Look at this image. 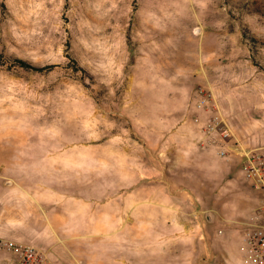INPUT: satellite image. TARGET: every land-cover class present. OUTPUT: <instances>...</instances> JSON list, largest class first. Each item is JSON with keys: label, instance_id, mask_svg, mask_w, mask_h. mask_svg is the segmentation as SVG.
Here are the masks:
<instances>
[{"label": "rangeland", "instance_id": "rangeland-1", "mask_svg": "<svg viewBox=\"0 0 264 264\" xmlns=\"http://www.w3.org/2000/svg\"><path fill=\"white\" fill-rule=\"evenodd\" d=\"M199 86L227 143L264 152V0H0V137L52 167L54 264H248L262 195L199 143ZM178 214L205 221L206 253L179 243Z\"/></svg>", "mask_w": 264, "mask_h": 264}, {"label": "crops", "instance_id": "crops-1", "mask_svg": "<svg viewBox=\"0 0 264 264\" xmlns=\"http://www.w3.org/2000/svg\"><path fill=\"white\" fill-rule=\"evenodd\" d=\"M12 147V140L0 137V237L40 247L54 238L56 225L61 229L66 227L63 218L52 213L55 198L54 182L49 176L52 167L41 166L34 158V152L24 146L22 149ZM165 188L161 189L160 196L164 201L161 204L167 206L163 211L167 220L171 218L169 209L178 212L180 205L177 197L169 194L168 187ZM194 216L192 221L178 214L176 224L180 227L177 232L179 243L191 247L192 255L198 256L208 251L204 241L206 236L202 232L206 225L199 214ZM211 218L209 213V221ZM181 228L184 229L182 232ZM219 230L221 228L218 233ZM221 244L219 241L214 246L220 247ZM8 257V253L0 251V264H8Z\"/></svg>", "mask_w": 264, "mask_h": 264}, {"label": "built area", "instance_id": "built-area-1", "mask_svg": "<svg viewBox=\"0 0 264 264\" xmlns=\"http://www.w3.org/2000/svg\"><path fill=\"white\" fill-rule=\"evenodd\" d=\"M196 107L211 110L212 114L206 121L199 143L202 146H214L217 154L228 157L229 153L239 157L240 166L245 177L252 183L255 190L262 195L261 203L255 207L253 214L243 225L241 239L246 246L245 261L248 264H264V152L259 148H246L241 145H229L233 137L232 129L218 105H211L214 99L210 87L199 86L196 90ZM195 121L199 118L195 117ZM221 230H219V233ZM0 251L8 253V264H54L47 251L33 243H19L12 239L0 237Z\"/></svg>", "mask_w": 264, "mask_h": 264}]
</instances>
